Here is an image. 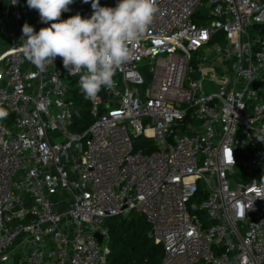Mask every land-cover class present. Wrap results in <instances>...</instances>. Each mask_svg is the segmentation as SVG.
<instances>
[{
	"label": "built area",
	"instance_id": "built-area-1",
	"mask_svg": "<svg viewBox=\"0 0 264 264\" xmlns=\"http://www.w3.org/2000/svg\"><path fill=\"white\" fill-rule=\"evenodd\" d=\"M158 8L81 132L76 75L20 51L25 23L50 22L0 0V264H108L107 220L132 212L162 264H264V0Z\"/></svg>",
	"mask_w": 264,
	"mask_h": 264
},
{
	"label": "clouds",
	"instance_id": "clouds-1",
	"mask_svg": "<svg viewBox=\"0 0 264 264\" xmlns=\"http://www.w3.org/2000/svg\"><path fill=\"white\" fill-rule=\"evenodd\" d=\"M88 3L89 0H84ZM74 0H27L40 21L49 23L38 32L25 23L20 51L40 72L60 57L70 74L79 75L78 86L86 100L95 101L102 89L115 87L116 70L131 58L130 45L139 41L159 12L158 0H118L115 7L91 0L92 15L79 13L62 20ZM7 111L0 107V119ZM264 141V129L257 132ZM25 144L29 141L21 137ZM255 183V181H253ZM264 199V176L255 187L254 199Z\"/></svg>",
	"mask_w": 264,
	"mask_h": 264
},
{
	"label": "trees",
	"instance_id": "trees-1",
	"mask_svg": "<svg viewBox=\"0 0 264 264\" xmlns=\"http://www.w3.org/2000/svg\"><path fill=\"white\" fill-rule=\"evenodd\" d=\"M110 0H100L101 6H107ZM70 11L62 13L61 19L79 13L81 16L90 11L91 0L85 3L84 0H74L69 6ZM76 75L69 86L75 108L74 130L84 131L94 121L90 113V101L86 100L79 90V86H72L73 80L78 79ZM102 91V90H101ZM140 143L143 139H139ZM151 144V149H154ZM204 218L202 212L200 213ZM109 246L111 253L108 257V264H162L163 248L155 243L150 235L151 226L141 215L130 214L128 217H113L108 219Z\"/></svg>",
	"mask_w": 264,
	"mask_h": 264
},
{
	"label": "rangeland",
	"instance_id": "rangeland-1",
	"mask_svg": "<svg viewBox=\"0 0 264 264\" xmlns=\"http://www.w3.org/2000/svg\"><path fill=\"white\" fill-rule=\"evenodd\" d=\"M6 38V37H5ZM7 39V38H6ZM222 42V41H221ZM194 55V59H193V65H196V63H197V57H196V55L195 54H193ZM150 67H147V69H145V74H146V76H147V83H150V81H151V78H152V74H151V72H150ZM78 80H79V76H78V79H76V80H73V82H72V86L74 87V86H78ZM201 200H202V197L200 196V193H198L197 195H196V197H194V199H193V201H192V204L194 205V204H199L200 202H201ZM132 215H135V212H132L131 213ZM206 216L204 215V218H205ZM110 219V218H109ZM108 221V220H107Z\"/></svg>",
	"mask_w": 264,
	"mask_h": 264
},
{
	"label": "water",
	"instance_id": "water-1",
	"mask_svg": "<svg viewBox=\"0 0 264 264\" xmlns=\"http://www.w3.org/2000/svg\"><path fill=\"white\" fill-rule=\"evenodd\" d=\"M110 3H112V0H110ZM100 113H101V112H99V115H100ZM97 237H98V239H99L100 241L102 240V236H101V235L97 234Z\"/></svg>",
	"mask_w": 264,
	"mask_h": 264
}]
</instances>
